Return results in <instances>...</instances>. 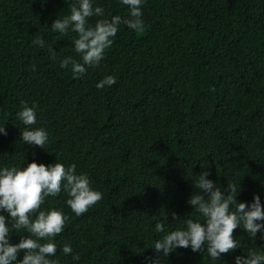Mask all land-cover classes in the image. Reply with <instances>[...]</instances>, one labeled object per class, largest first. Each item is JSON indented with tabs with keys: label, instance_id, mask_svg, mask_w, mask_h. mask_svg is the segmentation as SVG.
Wrapping results in <instances>:
<instances>
[{
	"label": "trees",
	"instance_id": "trees-1",
	"mask_svg": "<svg viewBox=\"0 0 264 264\" xmlns=\"http://www.w3.org/2000/svg\"><path fill=\"white\" fill-rule=\"evenodd\" d=\"M73 2L0 0V125L7 133L0 134V166L57 159L75 164L102 193L79 216L64 204L65 193L45 198L42 208L68 215L53 237L59 264H145L156 256L159 264H234L250 248L264 250V239H251L240 225L232 233L240 244L215 262L203 251L178 247L164 256L151 246L161 235L155 221L173 230L186 217L200 218L186 201L205 169L222 189L239 185L237 202L255 193L264 206V0H145L142 30L121 26L100 63L77 78L58 66L68 55L80 61L75 33L50 27ZM95 3L105 17L128 14L120 0ZM106 74L115 83L97 89ZM21 101H35L33 126L48 130L46 149L20 140ZM23 231L13 229L11 241L29 235ZM63 243L72 245L67 256Z\"/></svg>",
	"mask_w": 264,
	"mask_h": 264
},
{
	"label": "clouds",
	"instance_id": "clouds-1",
	"mask_svg": "<svg viewBox=\"0 0 264 264\" xmlns=\"http://www.w3.org/2000/svg\"><path fill=\"white\" fill-rule=\"evenodd\" d=\"M145 0H120L127 6L128 14L103 16L102 6L95 0H75L69 4V12L56 17L50 24L53 31L65 34L75 33L72 46L80 55L78 62L71 55L58 59L61 69L70 68L73 78L82 77L86 66H96L104 56V51L113 43V38L121 26L133 31H140L144 26L142 5ZM99 17L94 24L88 18ZM34 43L43 46L44 41L36 37ZM49 56L57 60L56 52L50 47ZM112 74H106L96 81L95 87L102 89L115 83ZM21 107L15 117L24 126L19 137L24 143L45 148L49 132L36 124V103L29 105L21 101ZM0 134L6 135L4 125H0ZM46 149V148H45ZM75 164H65L59 160L24 163L23 166H0V264H59L56 258L57 243L53 239L61 233L68 215L57 207L42 208L46 197H56L61 192L66 194L64 204L79 216L101 199L102 193L91 186L84 173H78ZM196 191L187 198L192 211L199 214V219L186 217L181 227L166 230L165 224L157 220L153 232L161 234L153 239L152 248L156 253L167 256L179 248H190L193 252L203 251L215 262L221 254L240 244L233 238V229L240 225L251 239H264V206L259 194H253L250 202H237L239 185L229 183L226 188L217 186L209 178L207 169L193 179ZM52 203V201H49ZM7 213V215H5ZM175 216V213H173ZM23 229L18 242H12L10 233ZM43 240V242H41ZM60 252L65 256L73 252L70 243L60 245ZM22 253V258L17 259ZM234 264H264V250L249 249L246 255H236ZM145 264H159V256L148 257Z\"/></svg>",
	"mask_w": 264,
	"mask_h": 264
}]
</instances>
